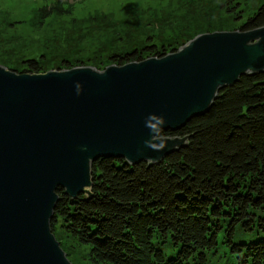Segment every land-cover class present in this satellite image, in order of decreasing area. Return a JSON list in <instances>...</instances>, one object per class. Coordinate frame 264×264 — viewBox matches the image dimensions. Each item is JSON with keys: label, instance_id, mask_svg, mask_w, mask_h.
<instances>
[{"label": "water", "instance_id": "obj_1", "mask_svg": "<svg viewBox=\"0 0 264 264\" xmlns=\"http://www.w3.org/2000/svg\"><path fill=\"white\" fill-rule=\"evenodd\" d=\"M264 71V23L199 30L176 51L35 72L0 63V264H72L58 189L90 195L99 157L160 163L242 75Z\"/></svg>", "mask_w": 264, "mask_h": 264}, {"label": "trees", "instance_id": "obj_2", "mask_svg": "<svg viewBox=\"0 0 264 264\" xmlns=\"http://www.w3.org/2000/svg\"><path fill=\"white\" fill-rule=\"evenodd\" d=\"M230 2L217 7L231 12ZM192 3L183 0L179 8ZM63 11L61 2L41 8L43 16ZM259 23L264 1L242 25ZM176 50L152 41L111 60ZM42 70L36 59L18 69ZM186 133V146L160 163L96 159L90 195L58 189L54 233L64 229L93 264H209L219 244L230 248L234 264H264V71L242 75L204 114L161 134Z\"/></svg>", "mask_w": 264, "mask_h": 264}, {"label": "rangeland", "instance_id": "obj_3", "mask_svg": "<svg viewBox=\"0 0 264 264\" xmlns=\"http://www.w3.org/2000/svg\"><path fill=\"white\" fill-rule=\"evenodd\" d=\"M194 1L179 8L183 0H0V63L20 70L36 59L48 70L109 61L152 41L179 49L199 30L241 26L264 0H230L231 12L217 7L228 0ZM56 2L63 13L43 16L41 8ZM55 236L72 264H93L64 229ZM164 248L175 254L171 244ZM232 256L219 244L209 264H234Z\"/></svg>", "mask_w": 264, "mask_h": 264}]
</instances>
